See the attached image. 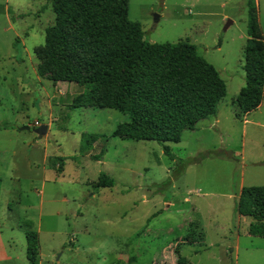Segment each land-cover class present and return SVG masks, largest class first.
Segmentation results:
<instances>
[{
    "label": "rangeland",
    "instance_id": "obj_1",
    "mask_svg": "<svg viewBox=\"0 0 264 264\" xmlns=\"http://www.w3.org/2000/svg\"><path fill=\"white\" fill-rule=\"evenodd\" d=\"M246 4L129 0L147 42L195 46L226 85L215 116L159 143L114 136L125 114L74 107L83 87L39 74L48 0H0V264H29L25 221L40 264H175V249L191 264H264V238L236 211L242 187L264 186V104L245 119L235 105ZM252 5L264 42V0ZM35 123L49 126L40 138ZM83 134L102 137L86 149ZM101 175L113 186L97 188Z\"/></svg>",
    "mask_w": 264,
    "mask_h": 264
},
{
    "label": "trees",
    "instance_id": "obj_2",
    "mask_svg": "<svg viewBox=\"0 0 264 264\" xmlns=\"http://www.w3.org/2000/svg\"><path fill=\"white\" fill-rule=\"evenodd\" d=\"M53 25L44 30L38 72L53 82L75 83L85 91L74 107L108 108L127 116L114 136L178 143L185 130L215 116L226 85L218 72L186 42L149 43L139 23L129 20V0H48ZM244 86L235 98L237 116L257 109L264 88V42L255 7L247 0ZM11 14L0 6V13ZM102 136L83 134L86 149ZM165 153L172 155L167 147ZM96 159L98 156L95 157ZM101 175L97 188L112 187ZM236 211L252 220L248 234L264 238V186L242 187ZM26 257L39 264L37 232L25 221ZM31 227V228H30ZM175 264H191L179 255Z\"/></svg>",
    "mask_w": 264,
    "mask_h": 264
},
{
    "label": "water",
    "instance_id": "obj_3",
    "mask_svg": "<svg viewBox=\"0 0 264 264\" xmlns=\"http://www.w3.org/2000/svg\"><path fill=\"white\" fill-rule=\"evenodd\" d=\"M154 22L158 21V16L154 15L153 17ZM228 25H230V21L228 22V24L226 25V27H228ZM21 130H29V127H23ZM47 130L46 126H39L37 129H35V134H37V136L40 138L42 136V134H44ZM262 166L264 167V163H262Z\"/></svg>",
    "mask_w": 264,
    "mask_h": 264
},
{
    "label": "crops",
    "instance_id": "obj_4",
    "mask_svg": "<svg viewBox=\"0 0 264 264\" xmlns=\"http://www.w3.org/2000/svg\"><path fill=\"white\" fill-rule=\"evenodd\" d=\"M263 104H264V88H263V93H262V99H261V102H260V105L257 107V109H260V108H262V106H263ZM238 110V109H237ZM256 110V109H255ZM217 111V110H216ZM238 114V111H237V113H236V115ZM252 114V112H250V113H247V114H245V115H242L241 117H243L244 119H245V117L246 116H250ZM244 121H246V120H244ZM47 127V126H46ZM48 129H49V126L47 127V130L46 131H48ZM46 158V157H45ZM240 194V193H239ZM239 194H238V196H239ZM239 198V197H238ZM242 218H245V217H243V216H241ZM248 218V217H247ZM249 228V227H248ZM249 235V234H248ZM250 236V235H249ZM39 264H40V262H39Z\"/></svg>",
    "mask_w": 264,
    "mask_h": 264
},
{
    "label": "built area",
    "instance_id": "obj_5",
    "mask_svg": "<svg viewBox=\"0 0 264 264\" xmlns=\"http://www.w3.org/2000/svg\"><path fill=\"white\" fill-rule=\"evenodd\" d=\"M35 126H36V127H38V126H39V124H38V123H35Z\"/></svg>",
    "mask_w": 264,
    "mask_h": 264
}]
</instances>
